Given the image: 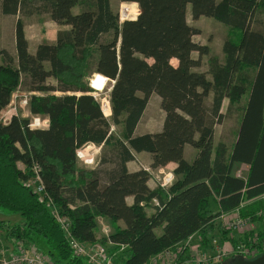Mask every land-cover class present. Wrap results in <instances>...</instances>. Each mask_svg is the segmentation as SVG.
<instances>
[{
	"label": "trees",
	"instance_id": "trees-1",
	"mask_svg": "<svg viewBox=\"0 0 264 264\" xmlns=\"http://www.w3.org/2000/svg\"><path fill=\"white\" fill-rule=\"evenodd\" d=\"M119 3L136 4L137 17L120 22L110 0H0L4 16L45 15L68 28L57 32L54 44H40L31 54L18 19L15 62L0 50V114L22 83L41 95L29 97V113L49 122L46 129H30L29 119L13 115L0 123V211L21 217L12 226L0 221V229L6 241L37 246L54 264L85 263L73 257L49 209L27 186L34 168L52 205L68 219L71 236L83 244L110 242V253L125 246L119 264H147L193 235L203 244L222 230L216 222L221 213L242 204L241 216L254 218L264 195V0ZM188 6L193 20L206 17L227 28L223 61L194 42L199 33L187 22ZM203 57H208L205 72L200 71ZM91 75L112 82L108 118L83 82ZM50 78L56 86L46 84ZM153 94L164 112L161 129L135 135ZM244 95V105L234 107ZM234 112L237 124L214 146L215 126ZM115 127L121 139L113 135ZM86 144L109 148L103 162L111 167L104 172L80 168L76 151ZM186 145L197 151L191 162L184 158ZM139 153L150 155L152 170L176 164L168 189L151 190L146 170L128 171L127 163ZM235 164L249 167L245 177L234 176ZM215 203L216 212L210 206ZM98 218L111 227L107 238L97 236ZM257 236L264 241V233ZM257 247L256 257L264 253Z\"/></svg>",
	"mask_w": 264,
	"mask_h": 264
},
{
	"label": "rangeland",
	"instance_id": "rangeland-1",
	"mask_svg": "<svg viewBox=\"0 0 264 264\" xmlns=\"http://www.w3.org/2000/svg\"><path fill=\"white\" fill-rule=\"evenodd\" d=\"M112 9L114 11L118 12L119 20L120 22L126 21V20H134L138 13V7L136 4H129V3H119V0H110ZM128 6V11L123 13L122 7ZM78 9L73 10V13H76ZM264 22V15L261 16ZM20 19L22 20L24 24V32L26 39L28 41V49L30 51H33L37 48L40 44H54L56 42V34L60 30H67V27L57 25L49 20V18L45 15H34L32 17H22L21 15L16 16H4L0 9V50H5L9 56L12 58V60L15 62L16 58V52H15V44H14V28L16 21ZM186 19L190 26L193 28H196L198 30V35L193 37V40L195 43H199L201 45H204L209 48L210 54L216 56L219 58L220 61H223V53H222V45L225 37H227L228 30L225 26L219 24L218 22L214 21L213 19L201 17L198 20H193L190 15V7H187L186 12ZM193 57L197 58V53H193ZM207 58H202V64L200 71L205 72L207 70ZM12 64V66L15 67V64ZM175 65V61L171 62ZM3 64V59L0 56V65ZM209 78V77H208ZM105 79L100 78L97 75H91L83 80L84 84L88 85L89 88L93 91V96L99 101L100 107L102 110V113L105 117L110 116V106H109V92L112 85L111 81L106 82ZM107 81V80H106ZM46 84L48 85H54L56 86L57 83L54 79L50 78L46 81ZM104 87V88H103ZM103 88V89H102ZM94 89V90H93ZM41 96L39 93H30L27 90V87L23 85L22 83L16 87L12 93L11 101L7 108L2 111L0 114V123L3 121H6L9 119V117L13 115H17L23 118L32 119V115L29 113L28 105H29V97L31 95ZM56 95H60V93H56ZM247 99V95H244L240 101L239 104H235L234 107H242ZM108 103V109L109 112L104 113L103 104ZM222 110L224 113H226V108L228 106V100H224L223 102ZM239 114L234 112L232 115L227 116L226 119H224L223 123L221 125L215 126V137H214V145L218 144L224 135L230 134L232 131L231 129H234L235 125L237 124V121L239 119ZM162 119H163V111L160 107V100L158 96L155 94L151 95L143 116V120L140 123L138 127V133H146V132H158L161 129L162 126ZM6 124V123H5ZM113 135L121 139L122 138V131L120 127L113 128L112 131ZM233 140L227 141L228 149H231ZM78 151L81 152V154H85L84 159L92 160L91 165H85L81 160L77 158V164L80 168L85 169H91V170H97L100 172H104L106 169L111 167V164L109 162H103V157H110V150L109 148H104V150H101V148L96 147L92 144H86L83 147H81ZM105 155V156H104ZM137 158V164H142L144 168L148 170L150 173V179L153 180L155 185L158 186L159 181H162V175L163 174H171L170 170H152L149 167V156H136ZM17 166L19 169L24 170V164L23 162H18ZM135 167V166H134ZM238 170H234L233 174L237 172ZM172 175V174H171ZM173 176V175H172ZM103 177V175H101ZM148 180L147 184H153ZM174 181V180H173ZM173 183V182H172ZM171 183V184H172ZM169 186H167L164 189H168ZM163 188V187H162ZM155 189V188H154ZM211 209L213 210V204L210 205ZM261 208V207H260ZM258 208V214L262 213L264 209ZM256 210V211H257ZM235 211V210H234ZM230 213H221L217 218L216 222L219 224L221 223V228L224 230H229L228 225L230 224V221L234 218L233 212ZM255 211V212H256ZM147 213H151V208L147 209ZM224 214H227V216L222 219V216ZM241 215V214H240ZM258 216V215H257ZM257 216H254V218L249 217L251 220L256 218ZM21 220V217L18 215H8L2 211H0V221L6 222L12 226L17 223H19ZM256 222V221H255ZM109 227L110 225L105 222ZM111 229V227H110ZM156 234H159L160 231L156 230ZM97 236H101V232L97 231ZM259 238V237H258ZM6 241L5 239V233L2 229H0V244L1 242ZM199 243V240H197ZM208 241V242H207ZM207 241L203 244H194V239L189 242L188 248L192 250L193 247H198L201 250H204V253H206V256L210 258L211 256H215L213 259L210 260L209 264H212L214 260L216 259V255L218 252H227L223 247V242L219 240L217 237H209ZM183 244V243H180ZM178 244V245H180ZM3 246V245H2ZM5 247V246H4ZM108 250L111 249L110 246H106ZM6 248V247H5ZM40 249V248H39ZM252 258V257H251ZM231 258H227L226 255H223L220 259L221 261L218 263L224 264L229 263Z\"/></svg>",
	"mask_w": 264,
	"mask_h": 264
},
{
	"label": "built area",
	"instance_id": "built-area-1",
	"mask_svg": "<svg viewBox=\"0 0 264 264\" xmlns=\"http://www.w3.org/2000/svg\"><path fill=\"white\" fill-rule=\"evenodd\" d=\"M105 84L109 80H104ZM104 88V87H103ZM102 88V89H103ZM94 90V89H93ZM16 115V114H15ZM3 121L5 124L10 120ZM48 120L40 116H33L30 119L29 128L30 129H46L48 127ZM80 151H76V157L81 160L85 165H91L92 160L84 159L85 155H80ZM36 168L33 172L35 177L27 182V186L30 187L33 192L37 195L38 201L44 204L50 211L55 222L63 231L67 244L71 250L74 258L81 259L85 264H119L118 255L124 250L125 246H120L119 250L115 253H110L106 246L111 248L114 246L112 243L103 245L99 242L91 244H83L78 242L71 236L70 223L66 217H62L57 209L52 205V201L46 196L44 187L42 186L37 174ZM172 174V173H171ZM171 174H163L162 181L160 180L158 185L166 188L172 182L174 177ZM152 205L158 206L157 200H152ZM243 208L241 204L233 212L234 218L230 221L228 229L230 232H234L239 235L240 239L232 247L230 251L218 252L216 259L212 264H221L220 262L223 255L227 258L235 259L241 257L243 259H249L256 257L259 253V248H264V241L258 238L256 233L255 223L249 217H242L240 215V210ZM261 215L263 213H260ZM227 214L222 216L224 219ZM98 231L101 232L102 237H108L111 233L110 227L104 222V219H97ZM100 238V237H98ZM193 240V237H189L183 244L176 245L173 248L167 249L156 256H153L147 264H209L210 260L215 256L208 258L204 250H201L198 245L193 247L192 250L188 248V244ZM199 243L201 239L198 237ZM249 242L245 244L244 241ZM13 246L5 248L0 245V264H54L53 261L42 251L38 250L35 246L31 244H26L23 241L12 243Z\"/></svg>",
	"mask_w": 264,
	"mask_h": 264
},
{
	"label": "crops",
	"instance_id": "crops-1",
	"mask_svg": "<svg viewBox=\"0 0 264 264\" xmlns=\"http://www.w3.org/2000/svg\"><path fill=\"white\" fill-rule=\"evenodd\" d=\"M29 50V49H28ZM29 52L31 53V54H33L34 52H35V50H33V51H30L29 50ZM160 100V99H159ZM224 102V101H223ZM224 104V103H223ZM222 107H223V105H222ZM146 110V109H145ZM221 112L222 113H224L223 112V110L221 109ZM145 113V112H144ZM143 116H144V114H143ZM143 116H142V118H141V121H140V123L142 122V120H143ZM108 118V117H107ZM164 120V112H163V119H162V121ZM140 123H139V125H140ZM163 123V122H162ZM139 125H138V127H139ZM138 127L136 128V130H135V135H142V134H146V133H152V132H146V133H138ZM160 131V130H159ZM158 131V132H159ZM156 133V132H155ZM214 137H215V129H214V136H213V140H214ZM214 143V142H213ZM215 146V145H214ZM196 153H197V151L195 150V149H193L191 146H188V145H186L185 146V148H184V158H185V160L186 161H188V162H191L193 159H194V157H195V155H196ZM136 156H149V158H150V155L149 154H147V153H139V154H137ZM136 156H135V160L134 161H132V162H129V163H127V169H128V171L129 172H135V171H138V170H140V169H143V170H146V171H148L146 168H144V166H142V164H137L136 162H137V158H136ZM150 165H151V159H149V167H150ZM135 166V167H134ZM175 167H176V164L175 163H169L168 165H166L165 167H161V168H156V169H154V170H159V171H163V170H170V172L172 173L173 172V170L175 169ZM248 169H249V167L247 166V165H245V164H235L234 165V168H233V171L234 170H238L237 172H235L234 173V176L235 177H237V178H243V177H245L246 175H247V173H248ZM150 182H152L153 184H147L148 185V187L151 189V190H153L155 187H156V185H155V183H154V181L153 180H149ZM217 201V200H216ZM258 201H260L261 202V208L260 209H264V195L263 196H261V197H259L258 198ZM126 202H127V204H132V202H133V198L132 197H127L126 198ZM216 204V203H215ZM214 204V206H213V211H218V205L216 204L215 205ZM259 210V209H258ZM258 210L255 212V214H254V216H257V220H256V222H254L255 223V228H256V233L258 234V233H264V211L262 212L263 214L261 215L260 213L258 214ZM234 211V210H233ZM146 212H147V209H146ZM153 213V209L151 208V213H148V215H151ZM14 216V215H13ZM2 222V221H1ZM7 222V221H6ZM105 222V221H104ZM98 235V234H97ZM193 237V239H194V244H199L198 243V241H197V239H198V236H196V235H193L192 236ZM211 237H217L219 240H221L223 243V247H224V249L226 250V251H230L231 249H232V247L238 242V240L240 239V237H239V235L238 234H236V233H234V232H230L229 230H224V229H222V230H218V231H215L214 233H213V235L211 236ZM0 245H3V246H5L6 248L7 247H9V249L13 246V244H12V242H8V241H3V242H1V244ZM38 250H40L39 249V247H37V246H35ZM41 251V250H40Z\"/></svg>",
	"mask_w": 264,
	"mask_h": 264
},
{
	"label": "water",
	"instance_id": "water-1",
	"mask_svg": "<svg viewBox=\"0 0 264 264\" xmlns=\"http://www.w3.org/2000/svg\"><path fill=\"white\" fill-rule=\"evenodd\" d=\"M224 264H264V253L251 260L238 257V258L230 260L229 263H224Z\"/></svg>",
	"mask_w": 264,
	"mask_h": 264
},
{
	"label": "bare ground",
	"instance_id": "bare-ground-1",
	"mask_svg": "<svg viewBox=\"0 0 264 264\" xmlns=\"http://www.w3.org/2000/svg\"><path fill=\"white\" fill-rule=\"evenodd\" d=\"M128 11V6H123L122 7V12L123 13H125V12H127ZM103 109H104V113H107V112H109V109H108V103L106 102L105 104H103V107H102ZM80 155H85V154H81L80 153Z\"/></svg>",
	"mask_w": 264,
	"mask_h": 264
}]
</instances>
